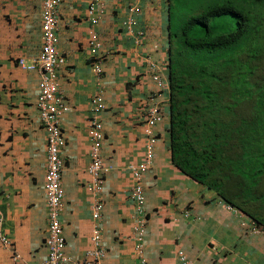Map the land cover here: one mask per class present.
Segmentation results:
<instances>
[{"label":"crops","instance_id":"crops-1","mask_svg":"<svg viewBox=\"0 0 264 264\" xmlns=\"http://www.w3.org/2000/svg\"><path fill=\"white\" fill-rule=\"evenodd\" d=\"M164 1L102 0V18L95 28L103 63L98 79L87 44L88 12L94 0H61L57 51L66 64L59 71L58 83L59 94L68 105L60 118L66 139L61 151L64 199L59 215L68 258L65 264L87 259L86 253L93 249L87 131L91 98L98 92L105 103L100 115L104 134L101 155L113 166L102 194L99 224L105 256L101 262L141 264L133 231L140 218L129 198L128 167L144 156L147 99L157 88L151 66L168 77L165 71L171 52L162 30ZM133 6L141 9L138 14L130 12ZM40 13L41 0H0V213L9 243L0 242V264H42L47 257L43 189L47 155L37 110L39 78L37 71L17 64L20 58L32 62L40 51ZM127 17L135 20L131 29L124 24ZM138 31L145 32L142 40L137 39ZM164 112V122L155 127L158 141L153 162L143 177L145 263L181 264L178 252H182L193 264H264V186H252L246 196V176L226 178L218 181L222 198L215 183L209 187V182L194 179L173 158L168 102ZM233 203L239 208L231 207ZM251 221L262 229L260 233L252 231Z\"/></svg>","mask_w":264,"mask_h":264},{"label":"trees","instance_id":"trees-1","mask_svg":"<svg viewBox=\"0 0 264 264\" xmlns=\"http://www.w3.org/2000/svg\"><path fill=\"white\" fill-rule=\"evenodd\" d=\"M168 22L173 158L222 198L218 181L246 176L248 196L264 186V0H175Z\"/></svg>","mask_w":264,"mask_h":264},{"label":"built area","instance_id":"built-area-1","mask_svg":"<svg viewBox=\"0 0 264 264\" xmlns=\"http://www.w3.org/2000/svg\"><path fill=\"white\" fill-rule=\"evenodd\" d=\"M60 0H42V32H43V45L41 52L37 60L27 65L24 60H19V65L28 70H38L40 79L38 85V108L44 123L46 131L47 142V164L45 172V193L46 200L49 209L48 213V236L46 238L45 247L47 250V257L42 264H65L68 262V258L64 253L65 241L63 237L62 226L58 219V213L61 208V202L63 198V190L60 185V175L62 169V161L60 160V150L65 144L64 137L61 134L59 127V117L63 112L67 111V106L61 95L58 93L57 84V69L63 63V59L57 54L56 46L58 39L55 35L56 19L58 15ZM96 43V35L92 34L90 44ZM104 109V105L101 96H96L92 101V118L88 122V136L91 148V164L89 166V172L93 177L92 190L99 191L102 184L101 176L107 171L104 168L99 158L98 151L103 144V127L99 118L100 112ZM161 121V117L158 114L155 106L150 107L147 119L146 134L149 136L146 143L145 160L137 166H130L132 177L135 186L132 191V197L136 200L138 207L141 208L144 197L140 181L143 173L147 170L152 156L153 148L155 145V138L152 133L154 125ZM103 205L101 202L93 203L94 220L100 218ZM2 217L0 214V227ZM143 220L139 221V225L136 227V245L135 250L137 253H141L142 239L144 235ZM254 226V225H253ZM254 233L260 231L256 228L252 229ZM0 241L5 243V238L2 236L0 228ZM92 244L93 249L86 253L87 259L77 262L75 264H101V260L104 257V250L101 246V232L100 229L95 226L92 232ZM179 259L182 264H192L186 259L182 252H178ZM15 259V257H14ZM141 264H144L142 261Z\"/></svg>","mask_w":264,"mask_h":264},{"label":"clouds","instance_id":"clouds-1","mask_svg":"<svg viewBox=\"0 0 264 264\" xmlns=\"http://www.w3.org/2000/svg\"><path fill=\"white\" fill-rule=\"evenodd\" d=\"M166 3V9H165V24L163 25L162 27V30L164 29V33H163V36L165 38V41H166V47L169 49V51L171 52V47L172 45L175 43L176 39L173 38V42L171 41V30H170V22H168V19L170 17V8L171 6L174 4L175 5V0H165L164 1ZM60 4H61V0H60V3H59V7H60ZM98 5V18L96 17V6ZM103 4H102V0H94L92 6L90 7V10L88 12V15H89V21H90V24H91V27H90V30H89V36H88V41H87V44H88V50L90 52V54L92 55V57L94 58L93 60V63H92V68L94 69V73L95 75L99 77L102 75L103 73V68H102V56H100V53H99V50L101 48V42H100V37H99V34L97 33V31L95 30L96 26L99 24L101 18H102V14L100 13V10L99 8H103L102 7ZM140 8L138 6H133V8H130V12H133V13H136L138 14L140 12ZM41 14H42V0H41V13H40V39H41V47H40V51L36 57L35 60H33L32 62L30 63H27L24 59L20 58L17 60V64L20 68H22L20 65H19V60H24L25 63L27 65H30L32 63H34L37 58L39 57V54L41 52V48H42V45H43V32H42V19H41ZM58 14H59V8H58ZM129 29H131V27L135 24V20L133 19H129V17H127V20L126 22L124 23ZM57 25H58V15H57V19H56V28H55V35L58 39V36H57ZM135 26V25H134ZM132 33V30L130 31ZM92 34H95L96 35V43L94 45H91L90 44V41H91V36ZM137 39H140L142 40L144 37H145V32L144 31H138L137 32ZM58 44V42H57ZM56 50H57V46H56ZM57 54L59 55V57L61 59H63V63L58 67L57 69V84H58V93H59V83H58V80H59V71L62 67L65 66L66 64V60L64 58H62V56H60V54L58 53L57 51ZM154 65L151 66L150 68V71H151V78H152V81L154 82V84L156 85V90H153L151 91V94H150V97L147 99V102H148V105H147V110H146V120H145V131L144 133L146 134V127H147V119H148V113H149V109L150 107H153L155 106L157 108V111H158V114L160 115L161 117V121L156 123L154 125V127L152 128V133L154 135V138H155V145H154V148H153V156H152V159H151V162L147 168V170L143 173V176H142V179L140 181V184H141V187H142V192H143V197H144V200H143V203L141 205V208L138 207V204L136 202V200L132 197V191H133V188L135 186V183H134V180H133V177H132V172H131V169H130V166H137L139 165L142 161L145 160V153H146V143L148 141V138L149 136L146 134L147 136V139L145 141V144H144V156L143 158L136 164H131L128 169L130 171V174H131V188L129 190V198L132 200L133 204H134V208H135V211L136 213L139 215V220L137 221V224L134 226L133 228V231H134V242H135V245H136V239H135V235H136V227L139 225V221L140 220H143V227H144V235H143V239H142V250H141V253H137L136 250L135 252L137 253L138 256L141 257V263L142 261H144V264L145 263V260L142 258V254H143V248H144V236H145V228H146V222H147V214H146V210H145V200H146V196H145V189H144V185H143V177H144V174H146L150 168H151V165H152V162H153V158H154V152H155V146H156V143L158 141V137L156 135V132H155V127L161 123L164 122L165 118H166V114L164 112V105L166 102H168V92H169V86H168V79L165 78L163 75H162V70L160 69H154L153 68ZM24 69V68H22ZM24 70H27V71H37L36 68L34 70H28V69H24ZM164 70V69H163ZM167 73V71H165ZM38 78L40 79V76H39V73H38ZM38 85H39V80H38ZM39 92V91H38ZM60 95V94H59ZM100 95L101 96V99H102V102H103V105H104V109H105V103H104V100H103V97H102V94L101 92H98V93H95V95L91 98V110H92V101L93 99ZM64 101H65V105L67 106V111H68V105H67V102L65 100V98L63 97ZM104 109L100 112L99 114V118H100V115L101 113L104 111ZM37 110H38V114H39V118H40V121L42 123V127H43V130L45 132V138H46V131H45V127H44V123L42 121V118H41V115H40V112H39V108H38V96H37ZM67 111L63 112V114H65ZM61 115V116H62ZM61 116L59 117L58 121H59V127H60V131H61V134L62 136L64 137V140H65V144H66V139H65V136L63 134V131H62V128L60 126V118ZM93 116V114H92ZM92 118V117H91ZM89 118L88 119V122L89 120L91 119ZM102 122V121H101ZM102 127H103V124H102ZM89 137V136H88ZM47 139V138H46ZM103 142H104V138H103ZM64 144V146H65ZM64 146L61 148L60 150V160L62 161V158H61V151L63 150ZM102 147H103V144H102ZM102 147L99 149L98 151V154H99V158L101 160V163L103 164L104 168L107 169L106 172H104L101 176V181H102V184L100 185V190L99 191H96V190H92L91 189V186L93 185V177L91 176L90 172H89V166L91 164V148H92V145L90 146V151H89V155H90V163L87 167V173L90 177V181L89 183L87 184V190L89 192V194L91 195L92 197V207H93V203L94 202H101V204L103 205L104 207V204H103V201H102V194L104 192V185H105V180H106V177L107 175L110 173V171H112L113 169V166L111 164H107L103 161L102 159V155H101V152H102ZM46 155H47V142H46ZM47 159V158H46ZM46 164H47V161H46ZM63 161H62V169H61V175H62V170H63ZM45 172H46V169H45ZM61 175H60V185H61ZM44 185H45V175H44ZM43 185V187H44ZM62 188V186H61ZM44 189V195H45V201H46V207H47V216H48V213H49V209H48V205H47V198H46V193H45V187L43 188ZM63 190V198H62V202H61V208H60V211L58 213V219H59V215H60V212L63 208V199H64V189L62 188ZM232 207V206H231ZM102 212H103V208H102V211L100 213V218L96 221H95V224L93 226V230L95 228V226H97V228L100 229V232H101V227H100V219H101V215H102ZM1 214V213H0ZM92 214H93V209H92ZM186 216L188 215V212H186L185 214ZM1 217H2V214H1ZM93 218V217H92ZM48 220H49V217H48ZM2 222H3V217H2ZM2 222H1V232H2V236L5 238V243L4 244H9L8 241H7V238L6 236L4 235L3 231H2ZM59 222H60V219H59ZM60 225L62 226L61 222H60ZM254 225V226H253ZM249 226H252V229L253 228H256L258 229L260 232L262 231V229H260V227L256 224L255 221H251V223L249 224ZM63 230V229H62ZM92 230V232H93ZM253 231V230H252ZM259 232V233H260ZM47 236H48V232H47ZM64 237V236H63ZM47 238V237H46ZM91 240H92V237H91ZM64 241H65V238H64ZM1 242V241H0ZM45 242H46V239H45ZM101 246L103 248V245H102V233H101ZM46 248V247H45ZM104 250V248H103ZM104 256H105V250H104ZM185 256V255H184ZM17 257V256H16ZM104 258V257H103ZM102 258V259H103ZM179 258V256H178ZM187 259V258H186ZM102 261V260H101ZM180 261V259H179ZM181 263V261H180ZM102 264V262H101ZM182 264V263H181ZM193 264V263H192Z\"/></svg>","mask_w":264,"mask_h":264},{"label":"rangeland","instance_id":"rangeland-1","mask_svg":"<svg viewBox=\"0 0 264 264\" xmlns=\"http://www.w3.org/2000/svg\"><path fill=\"white\" fill-rule=\"evenodd\" d=\"M249 182H251V179L249 180ZM260 183H261V181H260ZM251 200H252V202L255 201L254 199H251ZM262 202L264 203L263 199H262Z\"/></svg>","mask_w":264,"mask_h":264}]
</instances>
